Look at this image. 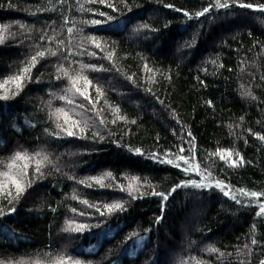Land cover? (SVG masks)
<instances>
[{
	"label": "trees",
	"instance_id": "trees-1",
	"mask_svg": "<svg viewBox=\"0 0 264 264\" xmlns=\"http://www.w3.org/2000/svg\"><path fill=\"white\" fill-rule=\"evenodd\" d=\"M262 209L264 0H0V264H264Z\"/></svg>",
	"mask_w": 264,
	"mask_h": 264
},
{
	"label": "snow or ice",
	"instance_id": "snow-or-ice-1",
	"mask_svg": "<svg viewBox=\"0 0 264 264\" xmlns=\"http://www.w3.org/2000/svg\"><path fill=\"white\" fill-rule=\"evenodd\" d=\"M222 6H224V7H226L227 5L225 4V5H222ZM242 7H244L245 5H241ZM250 7V6H249ZM201 14H203V13H201ZM187 162V161H186ZM226 195H227V193H225ZM252 195L253 196H255V195H257L256 193H252ZM261 211H264V209H262Z\"/></svg>",
	"mask_w": 264,
	"mask_h": 264
},
{
	"label": "rangeland",
	"instance_id": "rangeland-1",
	"mask_svg": "<svg viewBox=\"0 0 264 264\" xmlns=\"http://www.w3.org/2000/svg\"><path fill=\"white\" fill-rule=\"evenodd\" d=\"M223 27H226V25H224ZM217 29H218V28H217ZM218 30H219V29H218ZM210 45H211V43L207 42L205 46L208 47V46H210Z\"/></svg>",
	"mask_w": 264,
	"mask_h": 264
}]
</instances>
